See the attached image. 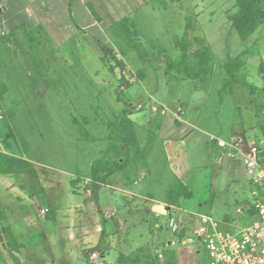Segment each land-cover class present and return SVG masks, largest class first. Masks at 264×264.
Instances as JSON below:
<instances>
[{"label": "rangeland", "instance_id": "obj_1", "mask_svg": "<svg viewBox=\"0 0 264 264\" xmlns=\"http://www.w3.org/2000/svg\"><path fill=\"white\" fill-rule=\"evenodd\" d=\"M234 11L235 0L147 2L131 18L141 43L138 49L128 50L111 32L112 41L104 42L110 48H123L116 55L128 63V69L120 68L109 57L102 61L89 41H77V53L58 61L48 55V44L47 52L41 49L40 55L39 48L27 57L15 45L0 42V85L8 87L3 97L8 116L0 121V150L8 137L13 151L31 160L36 168V174H1L0 198L11 221L23 222L29 216L27 221L32 224L25 227L32 228L24 236L33 243L23 254L34 264H82L84 251L98 246L103 238L115 243L119 237H126L113 218L106 217L112 211L143 219L142 236H136L129 246L122 243L116 254L125 252L137 257L136 249L153 240L152 197L168 203L180 179L171 168L163 138L185 132L184 124L175 122L180 119L179 109L183 111L180 117L185 116L183 103L188 107L186 116L196 118L205 98V91L195 88L200 84L198 80L171 81L166 76L167 57L181 56L174 36H182L190 20V38L204 37L221 64L226 61L228 49L236 56L246 47L237 32L229 33V15ZM258 30L263 34L261 53L248 56V77L252 84L264 87V73L259 70L264 61V22ZM199 45L194 41V49ZM49 62L57 72L48 73ZM234 92L241 116L239 129L245 137L241 139L247 145L256 142L264 147V141L258 138L264 135V90L238 85ZM123 117L133 121L137 144L127 157L125 169L116 172L111 184L102 185L95 196L92 167L102 158H120L112 147L123 149L116 136L120 131L116 125ZM210 125L214 126L213 118ZM79 177L75 192L72 181ZM188 189L192 197L180 198L174 206L197 213L187 214L189 219L192 215L196 227L203 216L229 223L232 228L248 226L256 219L237 211L253 199L251 177L239 155L225 154L223 161L212 159L209 167L195 174ZM46 205L54 209V218L41 213ZM159 219L168 226L169 215ZM191 225L188 223L190 232L186 230L187 244L176 245L178 263L209 264L203 242L192 234ZM161 239H172L168 229ZM110 253L106 251V258L118 261V256Z\"/></svg>", "mask_w": 264, "mask_h": 264}, {"label": "crops", "instance_id": "obj_2", "mask_svg": "<svg viewBox=\"0 0 264 264\" xmlns=\"http://www.w3.org/2000/svg\"><path fill=\"white\" fill-rule=\"evenodd\" d=\"M150 1L152 0H1L0 42L3 41L12 46L15 45L17 50L22 51L27 57H32L31 52L34 50H39L40 48V50L42 49L47 52L48 48L51 47L49 50L50 54L48 55L54 61H58L61 57L64 59L69 55H75L78 51V45L75 43L83 40L89 41L88 43L91 48L98 50L100 55V48L96 41H112L110 35L111 27L124 18H132L135 13L141 9L143 10L146 3ZM156 7L154 4L153 8ZM261 35L263 34L257 29L253 35L244 41L246 47L238 54L245 61V66L242 68L240 74L249 83L251 82L248 77L247 59L252 53H261ZM30 43L33 45L31 46ZM112 49H114L116 54L121 53L115 45H112ZM42 50L40 55L42 54ZM231 53L234 55L233 51ZM124 62L126 69H128V63L125 60ZM223 65L224 62L221 64L217 62L214 75L207 87L199 83L195 85L196 89H203L205 91V98L196 118L186 116L188 107L183 103L186 112L184 113L185 116L183 118L180 117L179 120L181 124H184L186 128L185 132L171 134L163 138V146L171 168L188 187L199 170L210 166L213 159V143L215 140L221 139L227 142L246 143L241 139L245 137L243 135L244 133L239 129L241 116L237 105L236 93L225 91L222 101H220L219 91L226 82V70ZM48 66L50 67L48 70L49 74L51 72H57V69H53L52 66L54 65H51L50 62ZM262 78L264 79V76ZM253 86L254 91L264 90L263 86L255 84ZM211 118H213L214 126L210 125ZM161 130L162 127L160 128ZM258 138L260 141H264V135ZM1 151L19 156V154L13 151V147L9 149L5 146ZM152 199L154 216L153 221L150 223V231L153 240L148 245H142L136 249L138 253L137 257H132L131 254L125 252H120L119 255L116 253L122 243L124 246H129L131 245V240H135L136 236H142L140 225L143 219L140 221L137 217L131 218L128 215L120 216L118 211H112L106 217L108 219L113 218L118 230L120 229L122 233L127 234L126 237H119L120 240L115 243L114 241L110 242L106 238H103L99 241L98 246L92 248V250L103 249L105 255L106 251H111L112 254L118 256V261L116 262L119 264H147L151 256L155 257V260L157 255L162 256L165 251L169 250L174 252L176 256L173 263L179 264L178 259L180 257L178 256V248L176 245L178 242L187 244V237L189 236L187 234L183 238L174 236L168 226L163 224L159 219L161 216L171 213L174 205H169V203L164 201H158L154 196ZM155 205L160 207L159 211L154 209ZM45 207H48L50 211L54 212L52 207L48 205ZM7 213V222L5 224L0 223V225L7 227L9 235L8 227L10 228L16 241L21 245V249L13 250L12 246L3 247L0 241V252L2 254L0 264H34L23 254V251L28 245L33 243L29 236L26 238L24 236L25 233L31 232L29 228L32 227L26 228L32 224L27 221L29 216L25 218L26 221H23L24 224L17 219L11 221L10 214L8 211ZM167 229L172 235V239L164 241L161 237L162 233ZM118 230L116 233L120 236ZM187 230L189 233L190 230ZM133 235L135 236L134 238ZM153 245L157 247L158 254ZM89 250L91 249L84 251L85 259L84 257H82L83 259L81 258L83 263L87 260V252Z\"/></svg>", "mask_w": 264, "mask_h": 264}, {"label": "trees", "instance_id": "obj_3", "mask_svg": "<svg viewBox=\"0 0 264 264\" xmlns=\"http://www.w3.org/2000/svg\"><path fill=\"white\" fill-rule=\"evenodd\" d=\"M263 22L264 0H235V11L229 15V33L237 32L240 39L244 42L257 31ZM187 24L188 29L191 28L190 20ZM135 27V23L131 21V18L127 17L118 21L111 27V34L113 37L121 40L128 50H135L141 46L138 31ZM188 29L182 36H174L175 46L180 50L181 56L179 59L167 57L166 76L171 81L198 80L201 85H206L211 81L214 75L217 64L216 55L204 37H194V39H191ZM194 41L200 44L197 49H194ZM98 45L102 61H107L109 57L111 60L115 61L120 68L125 69V62L117 57L114 49L110 48L102 41H99ZM120 51L122 52L123 48H121ZM223 66L226 70V82L223 88L219 91L220 101H222L223 92L226 91L227 88L231 93H234L235 86L238 85H243L254 90L253 84L249 83L240 74L242 68L245 66V61L241 55L234 56L231 53V50L228 49L227 58ZM114 69V67L110 66V70L114 71ZM260 72L264 73V63H261L260 65ZM7 89L8 87L5 84L0 85V94L2 98L7 92ZM74 121L77 124L79 123L77 118H75ZM85 121L89 122L87 118H85ZM175 122L177 125H181L179 119H175ZM116 127L120 130L118 134L116 133V136L122 141L124 146L123 149L122 146L112 147V150L120 155L119 159L102 158L93 165L91 177L93 182L92 192L95 196H98L99 188L102 185L111 184L112 176L116 172L125 169L128 165L127 157L131 155L130 152L132 147L137 144L134 123L130 118L123 117L119 125H116ZM157 127H159L160 130L161 125L158 124ZM3 141L7 148L10 149L13 147L8 137H5ZM221 152L222 149L219 146L218 140H215L213 143V161L218 160ZM23 173L36 174L35 164L25 157L0 150V175ZM80 181L81 177L72 181L75 192L78 191V183ZM171 194L173 197L168 201L169 205H176L180 201V198L192 197L191 191L181 179H178V186L173 188ZM49 215L52 218L55 217V213L52 211L49 212ZM7 219V210L0 199V223L5 224ZM8 229L11 235L12 249L20 250L21 245L16 241L9 227ZM185 235L186 230L179 234H174V236H179L180 238H183ZM90 251H92V249L87 252V255ZM1 257L2 254L0 252V259ZM154 258L155 257L151 256V259H148L149 261L147 264H174L173 262L176 256L174 252L167 250L162 256H156L155 260L157 261H155Z\"/></svg>", "mask_w": 264, "mask_h": 264}, {"label": "built area", "instance_id": "obj_4", "mask_svg": "<svg viewBox=\"0 0 264 264\" xmlns=\"http://www.w3.org/2000/svg\"><path fill=\"white\" fill-rule=\"evenodd\" d=\"M179 111L183 112L181 109ZM181 113L178 115L179 118ZM7 116V110L0 94V121L6 119ZM218 143L222 149L219 161L224 160L225 154L231 157L236 155L241 157L251 177L253 199L245 207H238L237 211L238 213H249L256 219L248 226L232 228L229 223L203 216V221L196 227L192 215L197 213L173 206L172 212L168 214V228L173 234H179L188 229V223L192 224V234L202 240L210 259L209 264H264V147L258 143L247 145L221 139ZM40 211L46 214L50 209L45 207ZM187 214H192L190 219L187 218ZM82 264L119 263L108 260L105 253L100 250H92Z\"/></svg>", "mask_w": 264, "mask_h": 264}, {"label": "water", "instance_id": "obj_5", "mask_svg": "<svg viewBox=\"0 0 264 264\" xmlns=\"http://www.w3.org/2000/svg\"><path fill=\"white\" fill-rule=\"evenodd\" d=\"M160 207L158 205L154 206L156 211H159ZM0 241L2 242L3 247H11L12 242L10 239V235L8 233L7 227L5 225H0Z\"/></svg>", "mask_w": 264, "mask_h": 264}]
</instances>
